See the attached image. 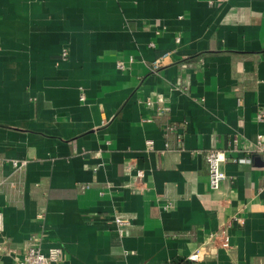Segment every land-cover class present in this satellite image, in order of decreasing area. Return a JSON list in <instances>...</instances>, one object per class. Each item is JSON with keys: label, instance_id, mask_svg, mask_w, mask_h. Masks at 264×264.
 Wrapping results in <instances>:
<instances>
[{"label": "crops", "instance_id": "1", "mask_svg": "<svg viewBox=\"0 0 264 264\" xmlns=\"http://www.w3.org/2000/svg\"><path fill=\"white\" fill-rule=\"evenodd\" d=\"M257 135L264 0H0V264H264Z\"/></svg>", "mask_w": 264, "mask_h": 264}, {"label": "built area", "instance_id": "2", "mask_svg": "<svg viewBox=\"0 0 264 264\" xmlns=\"http://www.w3.org/2000/svg\"><path fill=\"white\" fill-rule=\"evenodd\" d=\"M176 42L177 43L179 42L178 38H176ZM167 55L168 54H164L161 58H156L151 63L152 72H156L162 66V59ZM62 56L66 57L67 52L63 51ZM116 65H117V68L119 69L123 68L122 62L118 61ZM258 116L260 120L262 118V115H258ZM146 146H147V149L152 148V145L150 142H148ZM230 150L231 149L221 150V149H217L216 147H213L210 150H208L206 154V161L208 165V186H209V189L212 191L219 190L222 182L226 180V175L221 170V166L227 161L226 153L229 152ZM248 153L257 155L262 161V164L264 167V136L262 135L256 136L255 141L252 144L250 151ZM231 161L234 163H239V164H250L251 159L249 157H240V158H233ZM11 163H12V166L15 169H17L23 166L25 164V161L19 162L17 160H13ZM239 221H240L239 223L241 224L242 220H239ZM113 223L115 224L119 232L122 231L119 228H122L130 224L129 221L125 217L120 216V215H114ZM219 233L220 234L212 235V238H217L219 236L221 238L222 245L227 246L228 235L226 234L224 230H222ZM198 257H199V253L196 252L188 259L197 260ZM63 261H64V252L61 247H51L46 250H43L41 248L40 239L33 238L30 240V243L25 248L19 260V264H62Z\"/></svg>", "mask_w": 264, "mask_h": 264}, {"label": "water", "instance_id": "3", "mask_svg": "<svg viewBox=\"0 0 264 264\" xmlns=\"http://www.w3.org/2000/svg\"><path fill=\"white\" fill-rule=\"evenodd\" d=\"M260 160V159H259Z\"/></svg>", "mask_w": 264, "mask_h": 264}]
</instances>
